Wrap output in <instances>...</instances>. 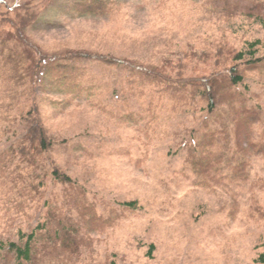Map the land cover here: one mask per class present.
Here are the masks:
<instances>
[{
    "label": "rangeland",
    "instance_id": "374dc122",
    "mask_svg": "<svg viewBox=\"0 0 264 264\" xmlns=\"http://www.w3.org/2000/svg\"><path fill=\"white\" fill-rule=\"evenodd\" d=\"M75 1L20 0L41 17L26 32L35 48L108 59L61 60L77 81L48 76L18 103L0 99L9 129L0 136V238L47 230L35 264H264V66L224 90L211 114L191 87L256 39L255 57L264 55V27L207 0H109L103 16H78ZM110 57L151 65L159 78L139 81ZM181 82L185 93L162 89ZM34 101L55 145L29 165L18 146ZM52 165L72 182L57 181Z\"/></svg>",
    "mask_w": 264,
    "mask_h": 264
},
{
    "label": "trees",
    "instance_id": "16d2710c",
    "mask_svg": "<svg viewBox=\"0 0 264 264\" xmlns=\"http://www.w3.org/2000/svg\"><path fill=\"white\" fill-rule=\"evenodd\" d=\"M52 3L53 0H46ZM212 4V8L216 11H222L223 15L232 18L235 16H243L252 22H256L264 27V1L263 0H207ZM111 3L109 0H76L74 5H71V10L78 14V16H103L107 10H111ZM5 5V1L0 0V7ZM47 6V4H46ZM45 6V7H46ZM110 6V8H108ZM6 9V15L0 16V78L3 79L4 85L2 88L5 93L1 95V100L7 101V104L18 103L19 97L26 95V90L30 89L33 92L34 88L42 86V82L48 76L57 84H64L61 81L68 79L67 73L71 79L78 80V74L75 71L65 69L60 62L61 60H68L67 65L76 68V64L82 60L92 62H105L108 57H101L102 55L93 52L85 51H69L66 54L58 55L55 53H44L34 47V43L26 34L28 28L37 20L38 13L36 7L28 5L27 2L17 0L13 4H6L3 6ZM44 7V8H45ZM10 14H13L12 16ZM49 23V21H47ZM5 26H7L5 28ZM7 32V33H5ZM5 35V36H4ZM262 41L256 39L249 45L250 52L237 51L233 56V62L227 66L224 71H217L209 77H204L200 83L191 84L192 95L197 94L200 100L207 103V110L211 114L218 110L219 98L225 95L223 92L226 89H231L234 86L244 83L246 79V71H251L264 66V55L255 57L257 48L255 46L261 45ZM30 46V48H29ZM249 54L251 56H249ZM219 55V51H218ZM114 61V65L125 66L129 64V75L135 76L140 81V78L148 81L157 80L159 78L158 71L151 65H145L139 62H128L122 58L110 57ZM72 61V63L70 62ZM128 67V68H129ZM82 75V74H81ZM33 85V86H32ZM24 86V90L19 88ZM142 86V85H141ZM169 88V89H167ZM162 89L172 94L174 92H184L187 89L185 83L181 82L180 85L170 83L164 84ZM160 90V89H159ZM154 92H157L154 90ZM35 100V99H34ZM187 95L180 97L178 101L185 104ZM185 101V102H184ZM5 106V102L1 103ZM1 120L5 121V114H0V136L4 135L9 129L1 126ZM24 129L26 131V142L18 146V152L21 154V159H28L27 162L31 164V158H43L45 153L51 150L55 142L51 136L48 135L47 129L42 121L38 105L33 102L29 107L28 112L24 118ZM34 149V152L31 150ZM5 153H0V156ZM38 156V157H36ZM50 159V157L48 156ZM40 159V160H41ZM53 163V161H51ZM1 164V160H0ZM52 176L59 182L70 184L72 178L62 172L58 166L52 165ZM4 168L0 165V171L3 172ZM16 187V185H13ZM136 204L134 201H127L125 206L128 208ZM45 228V227H43ZM48 228V226H47ZM49 232L37 231L33 228L30 233L18 231V239L12 240L8 238H0V256L3 252L12 254L11 264H35V253L37 242L45 238ZM261 259L256 261L264 262V255ZM110 264H115L113 261Z\"/></svg>",
    "mask_w": 264,
    "mask_h": 264
}]
</instances>
